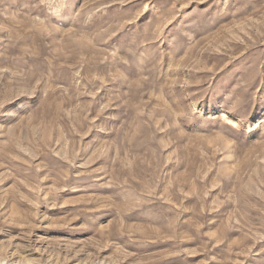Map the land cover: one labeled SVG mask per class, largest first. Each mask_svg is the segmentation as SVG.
Listing matches in <instances>:
<instances>
[{
	"label": "rangeland",
	"instance_id": "obj_1",
	"mask_svg": "<svg viewBox=\"0 0 264 264\" xmlns=\"http://www.w3.org/2000/svg\"><path fill=\"white\" fill-rule=\"evenodd\" d=\"M0 264H264V0H0Z\"/></svg>",
	"mask_w": 264,
	"mask_h": 264
}]
</instances>
